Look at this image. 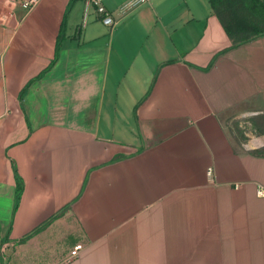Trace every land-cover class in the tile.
Returning <instances> with one entry per match:
<instances>
[{
  "label": "crops",
  "instance_id": "crops-1",
  "mask_svg": "<svg viewBox=\"0 0 264 264\" xmlns=\"http://www.w3.org/2000/svg\"><path fill=\"white\" fill-rule=\"evenodd\" d=\"M69 1L0 0V264H264V28Z\"/></svg>",
  "mask_w": 264,
  "mask_h": 264
},
{
  "label": "rangeland",
  "instance_id": "rangeland-1",
  "mask_svg": "<svg viewBox=\"0 0 264 264\" xmlns=\"http://www.w3.org/2000/svg\"><path fill=\"white\" fill-rule=\"evenodd\" d=\"M215 8L218 10L219 15L227 24V26L235 32V27L238 24L245 22L251 23V26L258 28H264V2L262 0H215ZM238 33V32H235ZM250 28H246L240 32L239 35L247 36L252 35ZM237 133L243 136L245 126L247 123L244 122L243 126L239 122L234 123ZM249 137L245 142H249Z\"/></svg>",
  "mask_w": 264,
  "mask_h": 264
},
{
  "label": "built area",
  "instance_id": "built-area-1",
  "mask_svg": "<svg viewBox=\"0 0 264 264\" xmlns=\"http://www.w3.org/2000/svg\"><path fill=\"white\" fill-rule=\"evenodd\" d=\"M19 5H21L24 9L28 10L33 7L39 0H15ZM87 3L91 4L95 13L99 16L100 20L107 26H113L115 23L114 18L108 12L105 7L104 0H86ZM146 1V0H140ZM210 172V171H209ZM81 244H77L70 251V255L74 256L81 249Z\"/></svg>",
  "mask_w": 264,
  "mask_h": 264
},
{
  "label": "trees",
  "instance_id": "trees-1",
  "mask_svg": "<svg viewBox=\"0 0 264 264\" xmlns=\"http://www.w3.org/2000/svg\"><path fill=\"white\" fill-rule=\"evenodd\" d=\"M73 1H75V0H70L69 4L72 3ZM209 1L211 3V6L215 8V6H216L215 0H209ZM246 28H250L253 34H258V33L263 31V28L251 26V23H248V22H245L243 24H238V25H236V27L234 29H235V32H241L242 30H244ZM227 30L229 31V33L235 34V32L232 31V29H230L228 26H227ZM20 193H21V185H20V183H18L17 187H16V201L19 199Z\"/></svg>",
  "mask_w": 264,
  "mask_h": 264
}]
</instances>
